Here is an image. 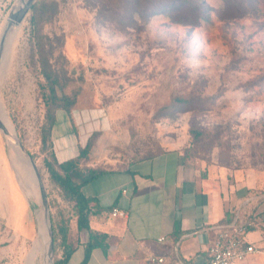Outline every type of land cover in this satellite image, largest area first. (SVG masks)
<instances>
[{"label": "rangeland", "instance_id": "374dc122", "mask_svg": "<svg viewBox=\"0 0 264 264\" xmlns=\"http://www.w3.org/2000/svg\"><path fill=\"white\" fill-rule=\"evenodd\" d=\"M0 1L1 32L16 0ZM192 1L209 11L207 19L184 21L193 25L189 27L174 23L169 13L142 19L138 9L147 11L146 0H35L31 8L36 7L37 22L32 23L28 11L16 30L1 63L2 104L16 136L33 156L47 194L50 220L58 225L68 221L70 243L76 239L71 204L49 182L43 167V159L52 157L48 143L41 146L40 138L47 133L43 126L54 105L46 106L49 86L39 57L46 58L58 80L56 94L77 95L72 117L79 144L84 146L98 133L88 159L78 160L77 137L71 135L65 114L57 113L55 153H65V162L75 163L79 170L75 181L95 168L122 170L177 148L185 164L201 177L200 184L216 192L224 183L244 182L256 193L255 200H262L264 0L251 4L248 0ZM178 98L185 105L167 114L164 108ZM2 145L6 148L0 134ZM5 171L0 147L3 192L9 187ZM11 190L5 192L7 197ZM38 194L36 189L28 196L35 213L40 206ZM10 200L17 205L13 211L18 209V221L13 220L11 227L17 233L4 262L0 253V264H21L32 246L35 219L19 195ZM6 237L4 232L0 241ZM245 239L262 253L247 262L264 258V232H249ZM35 241L40 264L41 243ZM18 243L29 248L17 253ZM55 250L59 257L61 248ZM81 254L79 250L68 264H76Z\"/></svg>", "mask_w": 264, "mask_h": 264}, {"label": "crops", "instance_id": "0c3cea01", "mask_svg": "<svg viewBox=\"0 0 264 264\" xmlns=\"http://www.w3.org/2000/svg\"><path fill=\"white\" fill-rule=\"evenodd\" d=\"M68 123L71 135L77 137L78 154L77 146L81 145L77 133H74L77 128L74 130L69 120ZM53 131L51 139L54 156L60 164L66 161V157L65 153H55ZM0 147L5 156V172L9 181L8 190L5 192L9 193L11 188L14 191L12 193L11 190L8 197L5 192L0 191V237L4 232L8 234V237L0 241V253L3 255L1 261L4 262V256L10 253L8 246L17 233L15 227L11 229L13 220L16 223L18 221V209L13 211L17 205L12 204L13 200L9 199H15V196L19 195L26 207L32 210L19 187L5 147ZM127 175L129 180L124 178ZM198 180H201V177L192 167L185 164L180 150L174 148L122 170L108 171L84 185L81 188L83 195L94 198L103 210L91 218L90 228L94 233L104 236L101 244L105 247V250L94 249L87 264H204L207 251L214 242L219 227L232 222L237 210L241 216L253 212L257 216V226L253 231L264 232V195H260L262 200H255L256 193L251 192L245 183L240 181L224 183L214 192L210 186L200 184ZM123 190L126 193H123ZM111 206L118 210L115 217L109 209ZM74 231L76 239L72 244L76 250L70 260L81 250L82 254L76 263L79 264L84 251L78 244L86 241L87 234L79 233L76 225ZM35 238L36 233L31 244ZM160 238L164 240L159 242ZM17 246V253L22 250L25 252L29 248L24 243H18ZM150 258H161L163 262L150 263ZM247 264H264V258Z\"/></svg>", "mask_w": 264, "mask_h": 264}, {"label": "trees", "instance_id": "16d2710c", "mask_svg": "<svg viewBox=\"0 0 264 264\" xmlns=\"http://www.w3.org/2000/svg\"><path fill=\"white\" fill-rule=\"evenodd\" d=\"M252 1L253 0H248L250 4L252 3ZM146 3L148 8L146 12H143L137 8L139 11L138 16H140L142 19L152 17L158 12H163L167 14L169 13L168 15L171 20L177 21L174 23H181V25L189 27L193 25L188 23L191 21L188 19H195L196 17H202V19H207L206 14L207 11H209V9L203 4H193L192 0H146ZM190 7L191 10L189 12ZM29 11L32 12V23L37 22L36 19H34L36 7L33 6L32 8H30ZM187 12H189V14ZM184 21L188 22L186 23ZM39 56H41V53L39 54ZM39 61H41V64L44 67L43 76L49 86L46 106L48 107L50 104L54 105L52 113L50 115H47L46 127L43 126V130H45V132L47 133H43L40 138L41 146H44L46 143H48L52 157V160H49L47 158L43 159V167L46 170L49 182L60 191L63 199L71 204V209L75 218V225L77 231L79 233L83 232L87 234L86 241L82 244H78L83 248L84 251L83 258L79 264H87L91 252L94 249L101 248L102 250H105V247L101 244V241L104 240V236H102L101 234L94 233L90 228L91 218L95 216L98 212H101L103 210L98 206V203L94 198L86 197L85 195H83L81 188L84 185L106 174L108 171L113 170L95 168L93 170V173L91 172L88 175H81L79 179L80 181H75V178L79 175V170L74 165L75 163L73 161L63 162L60 164L57 163L54 156L53 142L51 139L52 130L57 122L58 112H63L67 119L70 121L71 125L73 126V129H76L72 114L77 103V95L74 94L70 96H58L55 90L56 86H58V80L56 76L50 72L46 58L39 57ZM182 105H185V101L178 98L173 101V105L164 108V110L167 111V114L172 115L173 112L171 111L173 109H177V107ZM97 135L98 133H93L88 138L84 146H77L78 160L85 161L88 159L89 152L93 146V141L95 140ZM160 153L161 152H159L158 154ZM155 155L146 157L142 160L151 159ZM31 157L33 158L32 155ZM113 208L114 207L111 206L109 208L110 211H112ZM67 222L68 221H65V224L60 223L58 225L57 223H54L51 219V225L53 230V250L55 256L54 264H67L72 254L76 250V247L68 241ZM57 246L61 248V253L59 257H56L55 255V248Z\"/></svg>", "mask_w": 264, "mask_h": 264}, {"label": "water", "instance_id": "95a60500", "mask_svg": "<svg viewBox=\"0 0 264 264\" xmlns=\"http://www.w3.org/2000/svg\"><path fill=\"white\" fill-rule=\"evenodd\" d=\"M35 2V0H16V2L14 3V5L11 8V11L1 29L0 32V72H1V63H2V57H3V53H4V45H5V39L6 36L9 34H12L13 32H15L16 29L19 28V26L21 25L24 17L26 16L27 12L30 10L32 4ZM0 134L3 137L4 140V144L6 146V148L9 147L10 149V145H14L16 147H18V149L20 150V152L28 158L31 166L33 167V169L35 170V175L37 177V182H38V192H39V209L37 211V213H35V208L34 206L31 204L28 196L25 194V192L23 191V188L20 185V182L18 180V177L16 176L17 182L19 184V187L21 188V190L23 191V194L25 196V198L27 199V201L30 203L31 205V210L35 219V230H36V238L35 240H39L42 241L43 246H44V250L41 256V264H54V250H53V230H52V226H51V220H50V212H49V204H48V199H47V194L45 191V187L43 184V181L39 175L38 170L36 169L35 163L32 160V158L30 157V155L28 154V152L24 149L20 139L16 136L15 131L11 132L1 121H0ZM6 150V155L7 158L11 164V160L8 157V151ZM11 151V150H10ZM16 175V173H15ZM42 211L43 214V229L47 235V242L44 243L43 239L41 237L40 231H39V226H38V214Z\"/></svg>", "mask_w": 264, "mask_h": 264}, {"label": "built area", "instance_id": "2783aa9c", "mask_svg": "<svg viewBox=\"0 0 264 264\" xmlns=\"http://www.w3.org/2000/svg\"><path fill=\"white\" fill-rule=\"evenodd\" d=\"M111 214L117 216L118 210L113 208ZM256 226L257 216L254 213L241 216L237 210L232 222L219 227L215 240L207 251L204 264H244L249 257L261 253L245 239ZM163 240L160 238L159 242ZM149 262L162 263L163 259L150 258Z\"/></svg>", "mask_w": 264, "mask_h": 264}, {"label": "bare ground", "instance_id": "6f19581e", "mask_svg": "<svg viewBox=\"0 0 264 264\" xmlns=\"http://www.w3.org/2000/svg\"><path fill=\"white\" fill-rule=\"evenodd\" d=\"M17 30V29H16ZM15 30V32H16ZM15 32L12 34H9L6 36L5 39V45H4V53L2 60L4 58V55L6 54L7 50L9 49L12 39L14 37ZM0 121L11 131L13 132V127L10 124V121L7 118L6 112L4 110V106L2 104L1 100V93H0ZM10 158L12 162V169L21 178V181L16 173V176L18 177V180L20 182L21 187L23 188V191L27 196L32 195V191L37 189L38 192V182H37V177L35 175V170L31 166L29 160L27 157H25L18 147L14 145H10ZM14 166V167H13ZM37 169V168H36ZM16 170V171H15ZM37 199L39 201V194L37 196ZM38 226H39V231L41 234V237L43 239V242H47V235L43 229V214L42 211L38 214ZM41 243V248H42V253L44 250V246L42 241ZM42 256V254H41ZM21 264H39L38 262V247H37V241H34L32 243V246L29 248V250L26 252V254L22 257ZM41 264V260H40Z\"/></svg>", "mask_w": 264, "mask_h": 264}]
</instances>
